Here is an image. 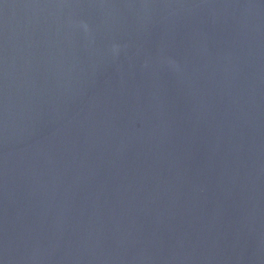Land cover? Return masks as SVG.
<instances>
[{"label": "water", "instance_id": "water-1", "mask_svg": "<svg viewBox=\"0 0 264 264\" xmlns=\"http://www.w3.org/2000/svg\"><path fill=\"white\" fill-rule=\"evenodd\" d=\"M0 264H264V0H0Z\"/></svg>", "mask_w": 264, "mask_h": 264}]
</instances>
